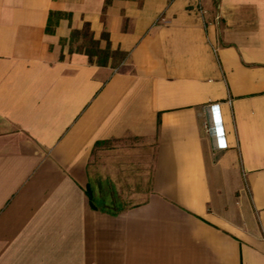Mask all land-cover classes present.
<instances>
[{
    "label": "crops",
    "instance_id": "obj_1",
    "mask_svg": "<svg viewBox=\"0 0 264 264\" xmlns=\"http://www.w3.org/2000/svg\"><path fill=\"white\" fill-rule=\"evenodd\" d=\"M126 136L148 185L113 208L89 164ZM0 264H264V0H0Z\"/></svg>",
    "mask_w": 264,
    "mask_h": 264
},
{
    "label": "rangeland",
    "instance_id": "obj_2",
    "mask_svg": "<svg viewBox=\"0 0 264 264\" xmlns=\"http://www.w3.org/2000/svg\"><path fill=\"white\" fill-rule=\"evenodd\" d=\"M82 36L73 39L72 46H76L83 41ZM114 55L112 61L118 58ZM148 147V146H146ZM144 148L140 140L129 136L119 139H112L104 144H99L93 150L91 162L89 164V184L98 187H108L113 191V195L118 197L101 198L97 203L109 207L117 208L121 204L139 200L140 198H127L123 195L127 191L143 189L148 185L149 178V151L147 150V160L145 164L139 163L140 150ZM114 167H108L107 162ZM100 181V182H99ZM95 187V189H96Z\"/></svg>",
    "mask_w": 264,
    "mask_h": 264
},
{
    "label": "trees",
    "instance_id": "obj_3",
    "mask_svg": "<svg viewBox=\"0 0 264 264\" xmlns=\"http://www.w3.org/2000/svg\"><path fill=\"white\" fill-rule=\"evenodd\" d=\"M62 14L61 12H49L46 23L45 30L52 31L53 27L59 17ZM77 36H82L84 39L74 47V49L81 50L87 54L89 60H93L97 64H105L109 57H112L119 50L117 48L110 49L107 41V35L105 32L101 33V37L106 40V43L103 47L98 46V39L92 37L91 32L88 28V23L84 22L81 28H71L69 32V39L72 40ZM69 50H72L69 47ZM98 142V141H97Z\"/></svg>",
    "mask_w": 264,
    "mask_h": 264
},
{
    "label": "built area",
    "instance_id": "obj_4",
    "mask_svg": "<svg viewBox=\"0 0 264 264\" xmlns=\"http://www.w3.org/2000/svg\"><path fill=\"white\" fill-rule=\"evenodd\" d=\"M206 109L208 111V118L204 123V129L210 136L215 135L221 126L218 105L216 102H209L206 104Z\"/></svg>",
    "mask_w": 264,
    "mask_h": 264
}]
</instances>
